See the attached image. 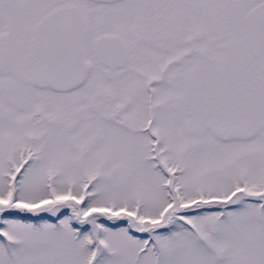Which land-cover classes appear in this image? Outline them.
I'll use <instances>...</instances> for the list:
<instances>
[{
  "label": "snow or ice",
  "instance_id": "snow-or-ice-1",
  "mask_svg": "<svg viewBox=\"0 0 264 264\" xmlns=\"http://www.w3.org/2000/svg\"><path fill=\"white\" fill-rule=\"evenodd\" d=\"M0 264H264V0H0Z\"/></svg>",
  "mask_w": 264,
  "mask_h": 264
}]
</instances>
